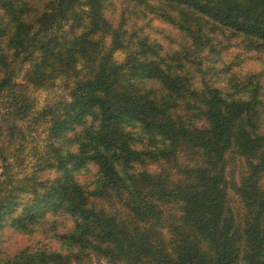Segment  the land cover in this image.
Returning <instances> with one entry per match:
<instances>
[{
  "label": "trees",
  "instance_id": "16d2710c",
  "mask_svg": "<svg viewBox=\"0 0 264 264\" xmlns=\"http://www.w3.org/2000/svg\"><path fill=\"white\" fill-rule=\"evenodd\" d=\"M5 228L0 264H264V0H0Z\"/></svg>",
  "mask_w": 264,
  "mask_h": 264
},
{
  "label": "rangeland",
  "instance_id": "374dc122",
  "mask_svg": "<svg viewBox=\"0 0 264 264\" xmlns=\"http://www.w3.org/2000/svg\"><path fill=\"white\" fill-rule=\"evenodd\" d=\"M116 58L120 61L123 58V55L118 54ZM249 65L252 66V63H250ZM55 91L58 92L56 96L62 93V90L59 88L55 89ZM48 94L49 93L43 91H38L37 93H35V96L40 105L44 102L46 98H48ZM94 174L95 171L92 168L90 178H92ZM0 243L2 244V247L7 253H14L17 250L24 248L28 244L27 240L24 237L19 236L6 228L0 231Z\"/></svg>",
  "mask_w": 264,
  "mask_h": 264
}]
</instances>
